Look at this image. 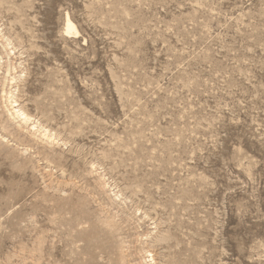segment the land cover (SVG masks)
<instances>
[{
  "label": "rangeland",
  "instance_id": "1",
  "mask_svg": "<svg viewBox=\"0 0 264 264\" xmlns=\"http://www.w3.org/2000/svg\"><path fill=\"white\" fill-rule=\"evenodd\" d=\"M0 264H264V0H0Z\"/></svg>",
  "mask_w": 264,
  "mask_h": 264
},
{
  "label": "bare ground",
  "instance_id": "2",
  "mask_svg": "<svg viewBox=\"0 0 264 264\" xmlns=\"http://www.w3.org/2000/svg\"><path fill=\"white\" fill-rule=\"evenodd\" d=\"M79 32L76 28V26L74 25V23L71 21L70 17L67 16L66 18V23H65V29H64V34L67 37L73 36V35H77ZM14 80V78H12V81ZM7 98V103L9 107L8 109V113L9 115H11L12 117L15 116V119H19V121L23 122L24 124H28L31 119L30 117L22 111V109H18L17 107V100H15V97L13 96V94L11 93L9 95V97ZM37 126H34L33 129H36Z\"/></svg>",
  "mask_w": 264,
  "mask_h": 264
}]
</instances>
